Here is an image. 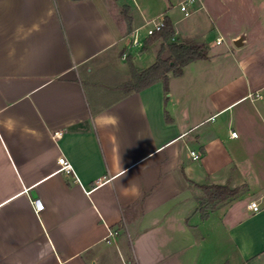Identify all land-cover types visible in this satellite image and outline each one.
I'll return each instance as SVG.
<instances>
[{
    "label": "crops",
    "instance_id": "crops-1",
    "mask_svg": "<svg viewBox=\"0 0 264 264\" xmlns=\"http://www.w3.org/2000/svg\"><path fill=\"white\" fill-rule=\"evenodd\" d=\"M151 1L0 0V264H264V0ZM166 17L210 57L124 95ZM188 180L240 191L202 218Z\"/></svg>",
    "mask_w": 264,
    "mask_h": 264
},
{
    "label": "trees",
    "instance_id": "trees-1",
    "mask_svg": "<svg viewBox=\"0 0 264 264\" xmlns=\"http://www.w3.org/2000/svg\"><path fill=\"white\" fill-rule=\"evenodd\" d=\"M123 14L128 24H130L131 18L128 15L127 6L124 7ZM165 24L166 26L161 31L155 32L145 40L143 50H147L157 40L162 39L164 41L156 60L150 66L141 69L135 65L130 55L126 57L132 77L129 81L119 86L124 95L139 92L158 81H162L165 90L168 91L169 73L180 76L183 74L186 65L196 60L210 57L209 47L204 43L185 41L166 44L165 42L174 37L175 29L167 17L165 18ZM188 184L201 193L199 198L202 218H207L211 211L233 199L240 191L239 188H231L229 185L197 184L191 180H188Z\"/></svg>",
    "mask_w": 264,
    "mask_h": 264
},
{
    "label": "built area",
    "instance_id": "built-area-1",
    "mask_svg": "<svg viewBox=\"0 0 264 264\" xmlns=\"http://www.w3.org/2000/svg\"><path fill=\"white\" fill-rule=\"evenodd\" d=\"M199 1L200 0H182L179 3L180 10L183 12V14L185 16H189L192 12H194L195 7ZM165 26H166L165 19L148 21L147 22V36H150L157 31H161ZM222 42H223V38L220 36L215 39L216 44H221ZM140 44H141V41L138 38V33L135 32L134 37L131 41V46L135 47V46H138ZM127 56H128V53L124 52L123 58L126 59ZM252 95L256 96V97H261V94H259V93L250 94V96H252ZM231 134H232V136H237L236 131H232ZM56 135H60V132H57ZM191 154H192L193 158H195V159L200 158V154L197 153L196 151H192ZM58 162H59L61 168L64 171H66L67 173L72 171V165H71L70 161L65 156L59 157ZM98 180L101 181L102 178H98ZM249 208L255 212L260 210L259 204L255 201H252L249 203Z\"/></svg>",
    "mask_w": 264,
    "mask_h": 264
},
{
    "label": "rangeland",
    "instance_id": "rangeland-1",
    "mask_svg": "<svg viewBox=\"0 0 264 264\" xmlns=\"http://www.w3.org/2000/svg\"><path fill=\"white\" fill-rule=\"evenodd\" d=\"M128 1V3L132 6V8L133 9H135L136 7L134 6V4H133V0H127ZM174 1V4L175 3H177V2H179L180 0H173ZM210 1H214V0H209V2ZM169 3V0H167L166 1V3ZM137 3L139 4V6L140 7H142L143 5L145 6V5H148V4H150V6L151 5H153V2L151 1V0H145V1H142V0H137ZM203 3L205 4L206 3V0H203ZM135 7V8H134ZM180 8V7H179ZM137 9V8H136ZM180 10V9H179ZM180 12H182L181 10H180ZM182 14H183V12H182ZM157 19H160V18H157ZM131 40H132V37H130V34H128L127 36H126V38H125V42L127 43V44H129L130 42H131ZM229 45L231 46H233V43H229ZM235 50H239V49H237V48H234ZM220 50H224L225 51V53L224 54H227V55H230V57H232L231 56V52L230 51H228V49L226 48V44H224L223 46H221L220 47ZM150 55V54H149Z\"/></svg>",
    "mask_w": 264,
    "mask_h": 264
},
{
    "label": "water",
    "instance_id": "water-1",
    "mask_svg": "<svg viewBox=\"0 0 264 264\" xmlns=\"http://www.w3.org/2000/svg\"><path fill=\"white\" fill-rule=\"evenodd\" d=\"M244 41H245L244 35H241L237 39H235L233 43L236 47H241L244 44Z\"/></svg>",
    "mask_w": 264,
    "mask_h": 264
}]
</instances>
